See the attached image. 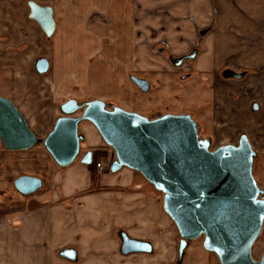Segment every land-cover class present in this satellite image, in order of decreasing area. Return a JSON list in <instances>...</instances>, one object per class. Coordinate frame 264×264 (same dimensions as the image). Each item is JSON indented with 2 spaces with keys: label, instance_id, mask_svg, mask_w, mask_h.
I'll return each instance as SVG.
<instances>
[{
  "label": "crops",
  "instance_id": "obj_1",
  "mask_svg": "<svg viewBox=\"0 0 264 264\" xmlns=\"http://www.w3.org/2000/svg\"><path fill=\"white\" fill-rule=\"evenodd\" d=\"M29 1L53 9L56 30L52 37L29 18ZM148 25L152 38L168 41L174 54L188 56L197 51L195 60L190 62L195 71L206 75L203 80L213 77L218 85L214 92L222 106V116L217 115V120L224 122L222 126L228 125L223 120L244 119L242 103L246 100L238 85L241 79L222 81L217 73L264 72V0H0V59L11 61L12 76L21 73L20 78L14 75L16 83L11 94L1 95L23 111V102L19 101V106L15 102L14 87L25 82L30 61L33 59L35 70L36 61L42 57L50 60L53 72L48 82L50 98L53 90L58 93L63 79L71 83L70 87H82V73L90 68L105 73L106 82L115 86V81L108 79L115 65L130 71L143 63ZM47 43L51 44V58L45 56ZM260 77L264 85V74ZM255 104L258 110H254ZM263 110L264 103H253L254 114ZM189 115L199 124L202 136L212 135L208 113L202 114L201 119L193 113ZM79 133L84 138L81 148L107 154L106 143L93 124L81 123ZM242 135L248 136L258 158L250 135ZM260 146L264 149V143ZM219 147L213 148L211 143L212 150ZM76 162L67 168L78 170L80 175L53 177L58 192L21 194L24 208L20 217L11 222L9 252L4 251L0 239V264L182 263L178 261L177 247L180 234L164 211L161 192L127 167L116 173L110 169L107 172L113 161L100 160L104 171L99 175L96 170V180L88 166H77ZM122 233L151 244L153 251L123 255ZM68 249L76 250L75 262L61 256Z\"/></svg>",
  "mask_w": 264,
  "mask_h": 264
},
{
  "label": "water",
  "instance_id": "obj_2",
  "mask_svg": "<svg viewBox=\"0 0 264 264\" xmlns=\"http://www.w3.org/2000/svg\"><path fill=\"white\" fill-rule=\"evenodd\" d=\"M29 18L52 37L56 30L51 7L28 2ZM188 56L172 59L175 67L193 61ZM36 72L47 75L50 60L39 58ZM226 79H242L233 71L224 73ZM143 92L150 89L145 79L132 77ZM258 104L254 110H258ZM60 117L43 145L59 167L66 168L81 156L79 133L83 122H90L104 142L115 152L110 166L113 173L124 167L140 173L163 194V208L175 223L179 234L178 261L182 262L190 241L203 238V247L219 258L220 264H264L255 260L253 249L264 228V191L254 177L257 153L247 135L238 145H225L215 150L211 142L200 136V126L189 114L165 115L149 119L120 107L108 109L102 100L83 105L69 100L61 106ZM81 113L80 116H76ZM0 139L7 151H28L40 140L32 131L25 115L7 98L0 96ZM81 163L93 164V153L82 155ZM15 189L24 196L38 193L42 179L23 175L14 182ZM123 255L151 253L152 245L121 234ZM65 259L75 262L77 252H61Z\"/></svg>",
  "mask_w": 264,
  "mask_h": 264
},
{
  "label": "rangeland",
  "instance_id": "obj_3",
  "mask_svg": "<svg viewBox=\"0 0 264 264\" xmlns=\"http://www.w3.org/2000/svg\"><path fill=\"white\" fill-rule=\"evenodd\" d=\"M150 29L151 27L148 25L146 48L142 51L141 56L143 63L141 65L136 64V68L130 71L119 69L121 65L117 64L115 65V71L108 73V79L110 81L114 80L115 86L111 82H106L105 73L95 72L90 68L82 73V87H70L71 83L63 79L60 81L58 93L53 90L54 94L50 98V85L48 82L53 77V72L50 71L44 76L38 75L33 69V59L30 61L24 75L25 82L14 87V94L18 106L19 101L23 102L22 108L24 109L22 113L40 142L31 150L11 152L5 149L0 139V239L4 251H10L11 222L20 217L21 209L24 208V198L14 187L16 179L28 174L40 177L44 184L39 192L44 194L59 191V186L54 183L53 177H67L73 173L80 175L78 170L70 171L72 168L59 167L43 145V141L48 136L55 120L63 115L61 105L67 100L75 99L83 105L91 100L99 99L104 101L108 108L134 109L133 112L147 118L193 113L201 119L202 114L208 113L207 120L211 122L214 131L211 133L212 135L202 136L200 133V136L209 140L213 148L227 144H238L239 137L242 134L250 135L252 144L259 153L258 158L255 160L254 177L259 187L264 189V153H262L264 149H262V146L259 147V144L264 143V110L259 115L252 112L253 103L257 102L260 105L264 103V85L262 84V77H260L264 72L254 70L238 71L244 76L238 85L244 93V100H246L242 103L245 108V117L239 122V119L237 120L234 117V119L231 118L232 120H223L228 125L222 126L224 122L220 123L217 120L218 116H222L220 112L222 106L215 98L214 90L218 85L215 84L213 77L212 79L206 77V81L203 80L206 75L195 71L190 61L184 62L182 66L175 67L172 59L181 58L185 55L174 54L169 45L170 43L165 39H153ZM47 44V52L45 49L43 50H45V56L51 58V44ZM44 46L46 47V44ZM6 59V57L0 59V96L2 97L6 96L1 94H11V91H13V86L16 83L14 75L18 74L16 76H19V78L21 76L20 72L12 76L11 68L13 65L11 61ZM224 73H217L222 81L226 80ZM133 76L148 80L151 85L150 90L144 93L139 89L131 81ZM187 78L191 79L185 82ZM204 102H206L205 107L202 105ZM217 112L218 114H216ZM214 114L215 116H210ZM80 115L81 113H78L76 116ZM204 125L206 127V124ZM206 130L211 131V128L206 127ZM89 149L91 148H81V156L76 162L77 166H80L82 155L86 154ZM105 149H107V157L103 159L108 162L115 161L116 156L112 148L105 144ZM90 152L94 154L99 151L94 149ZM109 169L107 167L106 171H110ZM203 241V238H199L189 242V249L186 250L181 264H220L217 255L208 252L203 247ZM179 243L180 241H178L177 247H179ZM263 253L264 233L255 244L254 259L261 260ZM172 264H176V260Z\"/></svg>",
  "mask_w": 264,
  "mask_h": 264
},
{
  "label": "trees",
  "instance_id": "obj_4",
  "mask_svg": "<svg viewBox=\"0 0 264 264\" xmlns=\"http://www.w3.org/2000/svg\"><path fill=\"white\" fill-rule=\"evenodd\" d=\"M105 157H107V154L105 153L95 152L93 154V164L88 166V168L94 180H96L98 177V174L96 173L97 165L100 163V160H102Z\"/></svg>",
  "mask_w": 264,
  "mask_h": 264
},
{
  "label": "built area",
  "instance_id": "obj_5",
  "mask_svg": "<svg viewBox=\"0 0 264 264\" xmlns=\"http://www.w3.org/2000/svg\"><path fill=\"white\" fill-rule=\"evenodd\" d=\"M181 66H182V65H181ZM103 171H104V164L100 162V163L97 165V173H98L99 175H101V174L103 173Z\"/></svg>",
  "mask_w": 264,
  "mask_h": 264
},
{
  "label": "flooded vegetation",
  "instance_id": "obj_6",
  "mask_svg": "<svg viewBox=\"0 0 264 264\" xmlns=\"http://www.w3.org/2000/svg\"><path fill=\"white\" fill-rule=\"evenodd\" d=\"M254 166H255V164H254ZM262 189V188H261ZM263 191H264V189H262ZM263 198H264V195L262 196ZM264 233V228H263V231H262V234ZM262 234H261V236H262ZM260 236V237H261ZM259 240V239H258ZM255 247V246H254ZM254 250V249H253ZM264 256V253L262 254V257ZM262 257H261V259H262Z\"/></svg>",
  "mask_w": 264,
  "mask_h": 264
}]
</instances>
